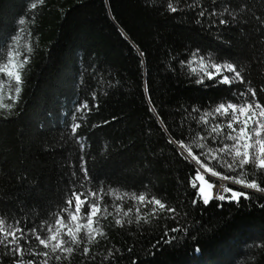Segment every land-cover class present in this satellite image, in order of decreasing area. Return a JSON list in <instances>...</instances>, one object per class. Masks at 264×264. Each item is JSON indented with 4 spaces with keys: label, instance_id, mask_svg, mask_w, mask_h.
Instances as JSON below:
<instances>
[{
    "label": "trees",
    "instance_id": "trees-1",
    "mask_svg": "<svg viewBox=\"0 0 264 264\" xmlns=\"http://www.w3.org/2000/svg\"><path fill=\"white\" fill-rule=\"evenodd\" d=\"M24 8L25 0H0V35L12 30L15 17ZM30 15L33 19L26 28L32 35L25 39L34 53L22 99L12 109L10 120L0 118V212H15L39 222L63 203L64 179L70 172L67 164L77 159L79 150L72 140L51 150L45 148V142L59 139L74 100L87 98L91 103L87 94L91 89H78L77 85L81 65L94 64L104 76L108 94L101 93L85 73V81L99 93V109L89 113L77 133L90 137L87 151L93 156L101 148L109 153L96 165L95 175L105 179L106 188L146 191L187 215L180 218L185 231L171 233L169 243L157 241L165 224L175 226L172 220L153 221L138 232L134 225L112 227L114 217L109 216L101 221L109 239L102 240L99 248L93 246V251L119 248L122 255L117 264H264V243H260L264 240V194L247 191L254 198H241L239 205L217 207L210 202L192 206V189L186 182L191 166L174 153L165 131L167 126L180 136L188 134L189 126L195 130V121L186 119L184 110L190 111L193 105L206 108L210 99L220 95L216 89L190 83L181 74L178 60L187 59L199 47L202 51L217 49L220 55L241 63L252 57L247 46L235 34H229L231 45L217 41L193 22L191 12L161 15L159 7H149L147 0H45ZM259 69L253 65L250 70L257 86L264 82ZM109 81L114 87L108 86ZM12 102L5 88L1 103ZM150 106L156 108L163 123L149 111ZM62 110L67 117L61 115ZM8 111L0 108V112ZM101 120L109 123L92 127ZM113 199L104 195L106 202ZM133 204L126 198L122 207ZM141 211L149 212V208ZM73 264H79V257Z\"/></svg>",
    "mask_w": 264,
    "mask_h": 264
},
{
    "label": "snow or ice",
    "instance_id": "snow-or-ice-1",
    "mask_svg": "<svg viewBox=\"0 0 264 264\" xmlns=\"http://www.w3.org/2000/svg\"><path fill=\"white\" fill-rule=\"evenodd\" d=\"M147 3L149 7L158 6L161 15L191 12L193 22L215 40L231 45L229 34H235L237 40L252 52L250 60L237 63L235 59L220 55L217 49L202 51L196 47L187 59L178 60L181 74L190 83L216 89L220 94L216 99H210L206 108L193 105L190 111L184 110L186 119L195 121L197 126L195 130L189 126L187 135L182 132L176 136L165 126L167 143L172 145L178 158L191 166L186 181L192 189L191 205L198 207L202 203L207 206L216 202L215 206L223 207L225 203L239 205L241 198H254L241 189L264 194V98H258V94H264V82L257 86L250 75L253 65H259L260 72L264 73V0H147ZM44 4L45 0H25V8L15 17L12 30L0 35V98L7 88L9 99L13 101L6 105L0 103V108L9 110L0 112V118L5 121L14 115L12 109L22 99L26 73L34 53L32 44L25 39L32 35L26 25L33 19L30 13ZM137 51L144 56L143 51ZM140 63L143 65V59ZM168 67L171 68V63ZM85 73L99 85L101 93L108 94L104 76L96 66L81 65L77 87L91 89L87 93L91 103L87 98H80L79 102L74 100L59 139L54 138L52 144L45 142V148L51 150L72 140L79 150L77 159L69 160L67 164L70 172L64 179L67 191L63 203L49 214L47 220L39 222H30L26 216H17L15 212H0V264H4L5 258L7 264H51L52 261L73 264L77 257L79 264H117L122 255L119 248L113 246L93 251V246L99 248L102 240L109 239L108 232L101 226V221L109 216L114 217L112 227L126 229L134 225L138 232L153 221L172 220L175 226L165 224L157 243H169L171 233L185 231L180 218L187 213L172 203L146 191H119L110 185L106 188L105 179L95 175L96 165L109 153L106 148H101L93 156L87 151L90 137L77 133L82 124L87 123L89 113L99 109V93L95 86L85 81ZM107 83L114 87L110 81ZM149 111L163 123L154 106H150ZM196 113L199 115H194ZM61 115L67 117L68 113L62 110ZM107 123L108 120H101L92 127ZM39 127L43 129L44 123L41 122ZM218 181L231 182L233 186ZM104 195L114 196V199L106 202ZM126 198L134 201L133 206L122 207ZM117 200L121 203H116ZM143 207H148L149 212H142ZM133 212L134 215H130ZM176 239V236L172 237V241Z\"/></svg>",
    "mask_w": 264,
    "mask_h": 264
},
{
    "label": "rangeland",
    "instance_id": "rangeland-1",
    "mask_svg": "<svg viewBox=\"0 0 264 264\" xmlns=\"http://www.w3.org/2000/svg\"><path fill=\"white\" fill-rule=\"evenodd\" d=\"M2 99H3V94H2V98H0V103L2 102ZM223 183H226V182H223ZM227 184H231V182H228ZM232 185V184H231ZM236 187H239V186H236ZM243 190V189H242ZM245 190V189H244ZM246 190H251V189H246ZM254 192V190H251Z\"/></svg>",
    "mask_w": 264,
    "mask_h": 264
},
{
    "label": "built area",
    "instance_id": "built-area-1",
    "mask_svg": "<svg viewBox=\"0 0 264 264\" xmlns=\"http://www.w3.org/2000/svg\"><path fill=\"white\" fill-rule=\"evenodd\" d=\"M213 179H217V178H213ZM218 182H220V183H223V181H218ZM226 183H228V182H226ZM229 186H233V185H231V184H228Z\"/></svg>",
    "mask_w": 264,
    "mask_h": 264
},
{
    "label": "water",
    "instance_id": "water-1",
    "mask_svg": "<svg viewBox=\"0 0 264 264\" xmlns=\"http://www.w3.org/2000/svg\"><path fill=\"white\" fill-rule=\"evenodd\" d=\"M247 191L253 192V191H251V190H247Z\"/></svg>",
    "mask_w": 264,
    "mask_h": 264
},
{
    "label": "bare ground",
    "instance_id": "bare-ground-1",
    "mask_svg": "<svg viewBox=\"0 0 264 264\" xmlns=\"http://www.w3.org/2000/svg\"><path fill=\"white\" fill-rule=\"evenodd\" d=\"M244 190V189H243ZM246 190V189H245ZM247 191V190H246Z\"/></svg>",
    "mask_w": 264,
    "mask_h": 264
}]
</instances>
